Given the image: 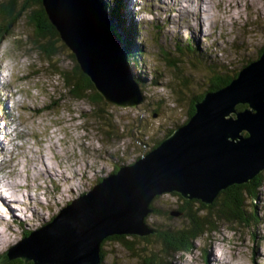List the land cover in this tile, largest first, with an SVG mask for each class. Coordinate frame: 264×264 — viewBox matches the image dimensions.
Listing matches in <instances>:
<instances>
[{"label": "rangeland", "instance_id": "rangeland-1", "mask_svg": "<svg viewBox=\"0 0 264 264\" xmlns=\"http://www.w3.org/2000/svg\"><path fill=\"white\" fill-rule=\"evenodd\" d=\"M147 4L150 1L140 7L136 21L141 20L140 35L148 47L147 70L151 78L146 79L145 99L137 107L105 102L103 108L111 110L108 118L117 131L113 137L106 134L105 127H111L97 114L98 106L93 108L87 98L74 96L60 74L50 67L32 20V12L37 9L33 2L32 8L23 12L27 15L0 36V73L7 69L10 74H2L8 89L0 93V103L15 101L14 108L3 103L0 113L11 127L16 126V112H22L25 118L23 126L15 130L21 137L17 144L10 135L5 138L11 144L5 145V138L0 140V146L6 147L0 148V177L6 176L3 182L10 183L9 188L18 183L15 197H0V234L4 239L0 240V254L23 240L28 230L44 227L68 203L99 183L100 178L121 164L134 163L138 156L151 150L186 121L193 96L203 95L217 76L233 75L245 59L253 57L264 45V0H209L203 14L207 22L195 28L187 25L190 18L186 17V10L191 0L160 1L158 5L165 11L177 12L173 17L162 9L151 10ZM187 45H193L194 52ZM60 57L53 54V63ZM61 61L57 62L61 69L70 70V62ZM136 64H140L139 60ZM156 75L160 76V84L152 82ZM26 105L29 106L24 109ZM4 129L6 126L0 127L1 131ZM261 173L264 175V170ZM242 192L247 211L257 214L246 217L248 225L221 221L216 230H208L197 238L191 250L162 253L161 264H264V182L255 192ZM12 200L21 205L30 219L14 214L16 219L7 229L1 224L8 222L1 210H8L9 205L2 202ZM154 204L164 211L178 207L179 199L173 192H165L155 198ZM146 221L147 227L161 223L177 226L183 218L151 211ZM161 244L156 242L153 248H163ZM103 256L102 264H145L142 254L135 256L114 240H107Z\"/></svg>", "mask_w": 264, "mask_h": 264}, {"label": "water", "instance_id": "water-1", "mask_svg": "<svg viewBox=\"0 0 264 264\" xmlns=\"http://www.w3.org/2000/svg\"><path fill=\"white\" fill-rule=\"evenodd\" d=\"M42 3L59 34L54 54L73 66L72 52L100 99L121 107L144 101L102 0ZM195 108L158 146L73 199L5 252L0 264L15 258L26 264H99L106 237L153 231L145 219L158 195L177 192L209 204L221 190L264 170V50L227 85L207 91Z\"/></svg>", "mask_w": 264, "mask_h": 264}, {"label": "trees", "instance_id": "trees-1", "mask_svg": "<svg viewBox=\"0 0 264 264\" xmlns=\"http://www.w3.org/2000/svg\"><path fill=\"white\" fill-rule=\"evenodd\" d=\"M19 1L20 0H0V22L2 21L0 25V35L3 37L5 34L10 32L12 28L16 25V22L20 20L21 16L27 15L23 14V12L26 10V8L30 10L32 8L30 5H32L33 2L37 6V9H34V12H32V20L36 22V34L39 36V46L44 52V54L47 55L51 61L50 67L55 69L56 72L60 74V76L65 82L66 87L70 90L71 93L74 94V96L82 98L85 97L83 95L84 93L88 96L89 92L90 97L87 98L88 101L93 104V108L94 106H98L95 107L98 109L97 114L101 118H103V120H108L107 124L111 128H107V126L105 127L106 134L113 137V134H115L117 131L114 130V126L111 123V118H108L112 114L110 112L111 110H104L103 106L106 103L102 99H100L99 94L93 90V85L91 81L87 78L86 75L81 72L78 64L74 62L75 60L73 53L69 52V57L74 63L70 70H62L59 64H57L58 60L55 64L53 63V43L55 40H59V34L55 27L52 25L45 10V7L42 3V0H24L22 5H19ZM106 1H108V4H106L104 1L103 3L105 4V8L110 15L115 31L122 40L126 57L132 68V71L133 73H138V68H140V64L144 60V56L146 55L147 47L145 46V43L141 40L140 33H138V31L140 30V26L137 25L135 21V17L133 15L134 12L130 11V4L128 0ZM187 46L193 51V45ZM177 48L182 49V45L178 44ZM263 50L264 45L258 50V52L253 54V57L245 59L246 61L241 65V68L247 65L248 63L258 59L261 56ZM138 60L140 64L137 65L136 62ZM240 69H238L231 76H217V78L212 81L210 86L207 87L206 90H204L205 93L207 91L217 90L227 85L233 78L238 75ZM147 78L148 74L145 77L143 73L139 72L137 81L144 85ZM157 81L159 83L160 76L158 77L156 75L155 79L152 82L156 83ZM205 93L201 96H193V104L188 113L186 121L189 119V117H191L192 114H194L196 110V101L198 99H202ZM246 106V104H243L239 105L238 108L242 109ZM174 130L175 129L171 130L166 136L171 135ZM166 136L164 138H166ZM162 141L163 139L160 140L155 146L153 145V148L158 146ZM138 158H140V156H138ZM120 168L121 166H118L112 172L116 173L119 171ZM263 177L264 175L260 172L246 183L234 184L226 189H223L219 192L217 197L209 204L204 203L201 199H189L184 197L180 193L173 192V194L176 195L179 199L178 207L166 208L164 209V211H162L163 209H159L155 206L154 199L151 203V207L153 209L152 211H158L163 215L164 213H168V217L170 218L176 215H180V217L183 218V223L177 226L163 223L156 227L148 226V228L153 231L144 235L137 233H124L108 236L103 240L101 245V260L99 264H102L104 262L103 248L107 240H114L123 244L126 249H128L129 252H132L135 256L137 254H142L145 257V264H161V262L164 261L162 258V253L171 255L178 253L182 250H191L192 245L197 238H199L203 233L208 230H216L218 226L217 224L221 221H227L229 223L235 222L237 224L248 225L249 223L246 222V217H249L251 214L253 217H255L257 216V214L254 211H247V208L245 206L246 200L242 191L245 189L249 192H255L256 190H258L259 186L263 185ZM103 179L104 177L100 178L98 181L101 182ZM83 194H85V192H83L81 195ZM171 210H173V212ZM32 231L33 230L30 229L25 232L24 237H28L32 233ZM156 242L162 243L161 247L163 245V248L155 250L153 248V245ZM2 255L3 254L1 253L0 257ZM13 260L11 264H26L23 258H21V260L17 258ZM29 264L35 263L33 261H30Z\"/></svg>", "mask_w": 264, "mask_h": 264}, {"label": "bare ground", "instance_id": "bare-ground-1", "mask_svg": "<svg viewBox=\"0 0 264 264\" xmlns=\"http://www.w3.org/2000/svg\"><path fill=\"white\" fill-rule=\"evenodd\" d=\"M191 2H192V4L190 5V8L186 10V17L190 18L192 21L189 23L190 19H188L187 25H189L192 28H195L196 26H203L205 21H206L204 18L205 16H203V14H204V12L207 11L209 0H197V2H200V5H199V3L197 4V5H199V11H197V12L195 10L196 0H191ZM203 3L205 4L204 7H203ZM104 6H105V4H104ZM116 34H117V32H116ZM140 89H141V93L143 94L141 87H140ZM144 99H145V97H144ZM3 150H4V148H3ZM42 170H43V168H42ZM46 171H48V170H46ZM49 173H50V171H49ZM5 179H6V176H1L0 177V184H3V183L4 184H10V183L3 182V180H5ZM17 185H18V183L13 184L12 187H10V188H14V189L8 195H5L2 192H0V197L5 198L6 200H9V198H8L9 196L15 197L16 196L15 186H17ZM0 240H2L1 234H0ZM1 242H4V239Z\"/></svg>", "mask_w": 264, "mask_h": 264}]
</instances>
